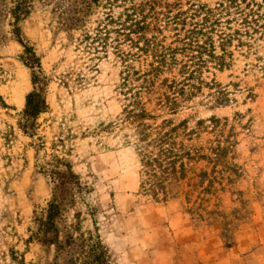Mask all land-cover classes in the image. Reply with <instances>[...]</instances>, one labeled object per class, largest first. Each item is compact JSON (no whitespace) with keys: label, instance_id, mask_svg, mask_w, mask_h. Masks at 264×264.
<instances>
[{"label":"rangeland","instance_id":"374dc122","mask_svg":"<svg viewBox=\"0 0 264 264\" xmlns=\"http://www.w3.org/2000/svg\"><path fill=\"white\" fill-rule=\"evenodd\" d=\"M14 1L0 0V264H68L55 258L53 245L30 238L33 210L45 212L52 199L53 185L39 166L53 155L67 160L82 186L65 222L98 235L108 264H264V28L253 34L249 50L231 47L228 69L204 73L228 91L226 105L211 107L203 89L170 113L142 94L155 118L146 123L185 121L162 144L182 156L158 160L161 169L175 161L174 169L183 164L184 171L157 168L166 191L154 196L137 150L144 143L124 111L149 58L118 56L130 48L111 22L123 4L31 0L18 26L40 63L48 108L29 137L20 125L37 85L13 33ZM191 1L214 7L220 0ZM258 12L264 17V8ZM164 35L172 41V31Z\"/></svg>","mask_w":264,"mask_h":264},{"label":"trees","instance_id":"16d2710c","mask_svg":"<svg viewBox=\"0 0 264 264\" xmlns=\"http://www.w3.org/2000/svg\"><path fill=\"white\" fill-rule=\"evenodd\" d=\"M31 0H15L11 9L14 20L13 33L23 48L22 62L32 71L35 91L27 95L23 110L24 122L21 130L29 137L37 127L38 116L46 112L48 104L45 97V77L42 76L40 63L34 51L25 44L20 36L18 23L24 20L30 12ZM112 4H123L122 12L111 18L113 32L129 42L126 53L118 52L122 61L136 57L149 58L146 70L138 76L142 79L134 93L126 99L124 106L125 119L134 124V133L141 162L147 168L151 182L148 188L154 196L157 191L165 193V185L157 176L156 169L162 168L158 161L161 156L181 157L167 144L171 133L177 132L185 121L172 126L170 120H163L153 126L146 119H155L147 111L142 94H147L149 100L155 101L160 110L175 113L179 108L190 102L194 97L207 89L211 107L224 106L228 103V91L214 77L207 80L204 73L213 75L210 68L218 71L228 69L232 65L233 51L231 47L248 50L250 40L258 29L264 28V17L259 14V8L264 5L246 0H220L216 6L209 7L200 2L187 0L182 8L181 0H111ZM264 2V0H263ZM250 3L252 4L250 6ZM256 8H253V7ZM172 31V41L167 43L165 31ZM117 48V46L115 47ZM135 48V52H131ZM119 51V50H118ZM130 66L125 65L129 74ZM213 119V116L210 118ZM204 124L199 120L198 125ZM171 125V126H170ZM166 128L165 131V127ZM139 145V144H138ZM150 147V149H147ZM191 158L189 152L184 154ZM215 156H225L224 152H214ZM51 161L40 164V172L50 179L52 199L47 210H33L35 232L30 238H35L43 244L53 245L55 258H68V264H108L109 255L106 247L89 230L81 231L78 222L66 223L65 214L74 207L82 186L77 175L72 171L67 160L53 155ZM160 162V163H158ZM160 170L162 173L174 175L183 172V164L174 169L175 161ZM171 169L170 171H166ZM154 179V182H152ZM73 219L78 220L75 212ZM18 264H24L22 260Z\"/></svg>","mask_w":264,"mask_h":264}]
</instances>
